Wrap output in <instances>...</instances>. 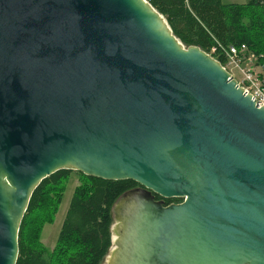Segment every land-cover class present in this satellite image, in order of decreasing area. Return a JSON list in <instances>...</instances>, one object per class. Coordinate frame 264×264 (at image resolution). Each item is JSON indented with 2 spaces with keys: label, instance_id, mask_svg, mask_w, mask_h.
Instances as JSON below:
<instances>
[{
  "label": "water",
  "instance_id": "obj_1",
  "mask_svg": "<svg viewBox=\"0 0 264 264\" xmlns=\"http://www.w3.org/2000/svg\"><path fill=\"white\" fill-rule=\"evenodd\" d=\"M60 169L141 187L108 264H264V107L147 0H0V264Z\"/></svg>",
  "mask_w": 264,
  "mask_h": 264
},
{
  "label": "trees",
  "instance_id": "obj_2",
  "mask_svg": "<svg viewBox=\"0 0 264 264\" xmlns=\"http://www.w3.org/2000/svg\"><path fill=\"white\" fill-rule=\"evenodd\" d=\"M166 19L173 34L186 46H198L221 65L223 51L244 44L264 64V0L223 3L222 0H147ZM79 178L61 224L52 252L24 239L25 224L39 210L49 191L60 202L72 172ZM138 185L133 180H106L60 169L34 188L18 232L15 264H101L111 247V208L126 191ZM158 196V195H157ZM160 197V196H158ZM162 198V197H160ZM181 202L182 198H162Z\"/></svg>",
  "mask_w": 264,
  "mask_h": 264
},
{
  "label": "rangeland",
  "instance_id": "obj_3",
  "mask_svg": "<svg viewBox=\"0 0 264 264\" xmlns=\"http://www.w3.org/2000/svg\"><path fill=\"white\" fill-rule=\"evenodd\" d=\"M222 2L226 4H242L245 3L246 0H222ZM228 68H232L229 72L233 78L237 80V82H241L243 77L242 73L238 69L233 68L231 65H228ZM256 72L260 73V71L257 69ZM78 183L79 178L73 171L59 203L57 202L59 195L56 191H49L46 194L40 210L34 214L33 217L28 219L25 224L24 239L26 242L36 246H43L49 252L54 250L57 243L59 230L66 215L72 193ZM115 224L116 222L113 220L112 225L114 226ZM111 235L112 245L101 264H108L113 247L116 248L115 243H113V240L116 239V236L112 234V232ZM55 263L58 264V261Z\"/></svg>",
  "mask_w": 264,
  "mask_h": 264
},
{
  "label": "built area",
  "instance_id": "obj_4",
  "mask_svg": "<svg viewBox=\"0 0 264 264\" xmlns=\"http://www.w3.org/2000/svg\"><path fill=\"white\" fill-rule=\"evenodd\" d=\"M223 51L227 58V63L222 65L223 68L228 72L232 69L228 68V65L238 69L243 77L241 82L236 80L237 84L243 89L244 93L251 95L259 107H264V64L258 63V56L244 44L229 46L224 48ZM208 54L211 55L210 53ZM256 69L260 73H257Z\"/></svg>",
  "mask_w": 264,
  "mask_h": 264
},
{
  "label": "flooded vegetation",
  "instance_id": "obj_5",
  "mask_svg": "<svg viewBox=\"0 0 264 264\" xmlns=\"http://www.w3.org/2000/svg\"><path fill=\"white\" fill-rule=\"evenodd\" d=\"M132 189H141V187L139 186V185H136V186H134ZM131 190V189H130ZM148 197L149 198H151V199H153V200H155V201H157V202H159V203H162L163 205H165V203H166V200L165 199H162V198H160V197H158L157 195H155L154 193H149L148 194ZM172 203H179V202H177V201H175V200H172V201H169V203L167 204V205H169V204H172Z\"/></svg>",
  "mask_w": 264,
  "mask_h": 264
},
{
  "label": "bare ground",
  "instance_id": "obj_6",
  "mask_svg": "<svg viewBox=\"0 0 264 264\" xmlns=\"http://www.w3.org/2000/svg\"><path fill=\"white\" fill-rule=\"evenodd\" d=\"M114 248V247H113Z\"/></svg>",
  "mask_w": 264,
  "mask_h": 264
}]
</instances>
